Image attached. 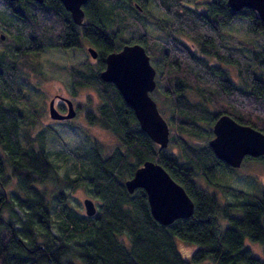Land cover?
Here are the masks:
<instances>
[{"label":"trees","instance_id":"16d2710c","mask_svg":"<svg viewBox=\"0 0 264 264\" xmlns=\"http://www.w3.org/2000/svg\"><path fill=\"white\" fill-rule=\"evenodd\" d=\"M150 3L164 15L149 17L163 30L160 36L149 34L137 19L138 10L147 11ZM124 4L128 19L123 25L107 23ZM0 6L6 20L1 25L11 33L7 40L0 35V264H73L74 256L83 264H190L176 238L192 244L191 262L264 264L244 246L248 237L264 254V186L250 192L222 186L220 174L236 167L217 158L207 142L223 113L264 131V43L248 55L221 36L224 25L238 21H246L248 31L263 32L253 10L232 11L227 0H112L104 11L99 0H87L83 22L76 24L59 0H0ZM83 39L98 55L92 63L85 59L69 68L71 87L97 93L95 107L83 110L85 118L109 130L118 143L104 153L93 141L73 156L84 172L59 181L71 188L84 185L99 200L98 207L91 216L57 207L55 233L51 201L55 197L65 204V196L62 187H42L51 183L53 164L42 134L35 131L40 110L27 93L32 78L40 75L42 49L80 47ZM135 42L155 67L150 95L171 123L168 143L178 146L176 153L159 148L116 87L100 78L105 56ZM209 57L234 65L241 85ZM187 90L198 100L191 101ZM185 135L206 141L193 143ZM246 158L264 162V155ZM145 160L159 162L183 186L194 203L191 216L161 224L152 217L142 188L127 191L125 180ZM217 189L236 200L220 202ZM72 235L86 240L74 239L71 246L67 239Z\"/></svg>","mask_w":264,"mask_h":264},{"label":"rangeland","instance_id":"374dc122","mask_svg":"<svg viewBox=\"0 0 264 264\" xmlns=\"http://www.w3.org/2000/svg\"><path fill=\"white\" fill-rule=\"evenodd\" d=\"M99 1L100 8L106 11V8L110 6L112 0ZM121 3L122 2H120V6ZM151 3L147 11L146 9L142 11L138 10L143 14L141 13V16L137 17V19L146 25L149 34L160 36L163 30L154 22H150L149 17L155 15V17L162 18L164 15L157 8L151 6ZM126 7L127 5L124 4L122 8L119 7V9L113 12L111 17L108 16L106 19L107 23L113 25L118 22L120 26L123 25L121 21L128 19L125 15L124 8ZM4 10L5 9L0 6V35L3 34L2 39L7 40L11 33L1 25L6 21ZM131 13H133V11H131ZM246 23V21H238L224 25L222 27L223 32H221V36L225 44L240 47L245 54L249 55L253 49H259V47L263 45L264 40L263 32L248 31ZM184 41L188 44L190 43L186 38H184ZM87 46L88 42L83 39L81 40L80 47H49L42 49L39 55L41 64L40 75L32 78L29 90L30 94L27 93V98H30L31 101L30 103L37 105L38 110H40L39 122L36 124L35 131L38 134H42L45 150L49 152V157L53 164L51 183L44 184L42 187L49 189L57 188L58 190L62 187L60 189L64 192L65 196V204L59 202V198H57V201L55 197L54 200L51 201L52 230L55 233H57L59 225L57 207L59 209L64 208L62 211L69 210L71 213L72 211H76L85 214L83 199L86 197L92 198L96 207H98L99 200L94 198L84 185L71 188L61 185L59 181V178L64 177L63 175L67 174L72 178L78 173L84 172L82 168L86 167L80 165L78 160H74L73 156L80 152L81 149L88 148L89 143L93 141H97L102 146L104 153L110 151L118 143L117 138L109 130L98 125L90 124L85 118L83 110L85 108L95 107L99 100L97 93L91 88H78V90L74 92L71 87L69 68L78 66L80 63L82 64V61L85 59L90 63L94 61L87 51ZM208 61L220 67H224L227 70L230 80L237 85H241V79L234 65L222 64L210 57ZM54 93H57V96H65L72 100L73 106H75L77 110L74 117L69 120L51 118L48 107ZM186 93L191 101L198 100L197 93L191 90H187ZM165 119L170 130L171 123H169L167 118ZM212 136L213 134L207 138V142ZM184 137L190 142L198 144H202L206 141L203 136L185 135ZM167 146L172 152L176 153L178 151V146L175 144L168 143ZM1 153L2 149L0 148V154ZM84 160L86 159L84 158ZM217 180L224 187L245 192L256 191L264 186V162L244 158L240 166L236 167L234 171L222 172ZM217 196L222 203L236 200L229 192L226 193L219 189H217ZM221 223L222 225H227V220L222 219ZM74 239L85 241L86 237L72 235L67 239L71 246L76 243ZM175 241L180 254L184 259L189 260L190 264H211L209 258L200 262H191L190 254L192 244L180 238H176ZM244 246L251 250L253 254L264 258L262 246L259 243L253 242L248 237H245ZM70 257H72V255H70ZM72 263L83 264L76 256L73 257Z\"/></svg>","mask_w":264,"mask_h":264},{"label":"water","instance_id":"95a60500","mask_svg":"<svg viewBox=\"0 0 264 264\" xmlns=\"http://www.w3.org/2000/svg\"><path fill=\"white\" fill-rule=\"evenodd\" d=\"M59 1L73 21L82 24V6L87 0ZM227 5L232 11H239L244 7L253 10L262 24L264 35V0H227ZM87 51L92 58L98 55L93 46H88ZM155 73L144 46L135 42L123 44L119 50L109 52L99 75L103 81L111 82L116 87L122 99L133 109L140 128L159 148H164L169 141V126L150 95L156 86ZM60 97L67 104V112L60 113L51 100L48 107L51 118L74 117L76 109L73 102L67 97ZM212 132L208 145L217 158L231 167L240 166L246 156L264 155V131L240 123L227 113L216 118L212 124ZM125 187L129 193L136 188L145 191L150 213L161 224H169L193 213L194 203L183 186L156 160L143 161L133 175L125 180ZM83 205L86 215L95 214L97 207L91 198H84Z\"/></svg>","mask_w":264,"mask_h":264},{"label":"flooded vegetation","instance_id":"af4514ba","mask_svg":"<svg viewBox=\"0 0 264 264\" xmlns=\"http://www.w3.org/2000/svg\"><path fill=\"white\" fill-rule=\"evenodd\" d=\"M88 46H91L88 44ZM87 46V47H88ZM90 55V54H89ZM97 58V57H96ZM96 58H93L95 61ZM57 93H54L53 96L51 97L53 101L54 107L60 112V113H66L67 112V104L66 102L60 97L56 95ZM62 95V94H61ZM65 97V96H64ZM68 98V97H67ZM70 99V98H69ZM71 100V99H70ZM72 101V100H71ZM75 107V106H74ZM76 109V107H75ZM77 111V110H76ZM70 118H65V119H57V120H69Z\"/></svg>","mask_w":264,"mask_h":264}]
</instances>
